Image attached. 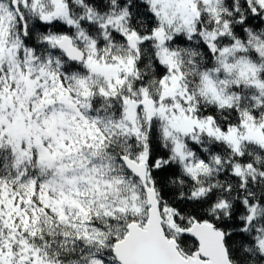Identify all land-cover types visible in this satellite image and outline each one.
Segmentation results:
<instances>
[{
	"label": "snow or ice",
	"instance_id": "6c2138e0",
	"mask_svg": "<svg viewBox=\"0 0 264 264\" xmlns=\"http://www.w3.org/2000/svg\"><path fill=\"white\" fill-rule=\"evenodd\" d=\"M0 264H264V0H0Z\"/></svg>",
	"mask_w": 264,
	"mask_h": 264
}]
</instances>
